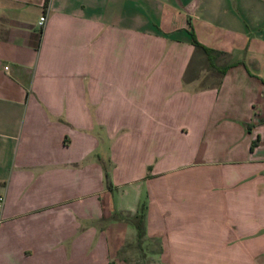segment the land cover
Instances as JSON below:
<instances>
[{"label": "crops", "instance_id": "1", "mask_svg": "<svg viewBox=\"0 0 264 264\" xmlns=\"http://www.w3.org/2000/svg\"><path fill=\"white\" fill-rule=\"evenodd\" d=\"M0 196V264H125L139 214L155 264H264V0H0Z\"/></svg>", "mask_w": 264, "mask_h": 264}, {"label": "rangeland", "instance_id": "2", "mask_svg": "<svg viewBox=\"0 0 264 264\" xmlns=\"http://www.w3.org/2000/svg\"><path fill=\"white\" fill-rule=\"evenodd\" d=\"M195 61L196 73L199 74L200 78L198 79L199 85H206L207 83L214 82L216 80L217 72L212 68L209 62L206 60V56L203 54H197ZM222 56H216L212 54L213 64L223 63L221 58ZM220 66V65H219ZM127 223H130L133 227V232L135 237L132 242L126 244L125 250L127 251L125 264H155L154 254L156 251V243L154 241L142 239V234L138 236L135 226L140 224V229L142 226L141 215H136L134 217L125 218ZM123 254V253H122ZM123 256V255H122ZM130 260V261H129Z\"/></svg>", "mask_w": 264, "mask_h": 264}, {"label": "trees", "instance_id": "3", "mask_svg": "<svg viewBox=\"0 0 264 264\" xmlns=\"http://www.w3.org/2000/svg\"><path fill=\"white\" fill-rule=\"evenodd\" d=\"M190 41L191 44L196 47L197 49H199L205 56H206V60L209 62V64L212 66L213 69H215L218 73L222 74L224 73V71L231 65L233 64H226V65H222V66H216L215 64H213V61L211 59V54L215 53L212 49L205 47L204 45L200 44L193 36L192 33H190ZM219 53V52H218ZM140 224H138L137 226H135L136 230H137V234L138 236L141 235V229H140Z\"/></svg>", "mask_w": 264, "mask_h": 264}, {"label": "built area", "instance_id": "4", "mask_svg": "<svg viewBox=\"0 0 264 264\" xmlns=\"http://www.w3.org/2000/svg\"><path fill=\"white\" fill-rule=\"evenodd\" d=\"M44 21H45V15L42 14V15H40V16L38 17V21H37V25H38V27L42 26L43 23H44ZM1 203H2V197L0 196V207H1Z\"/></svg>", "mask_w": 264, "mask_h": 264}]
</instances>
